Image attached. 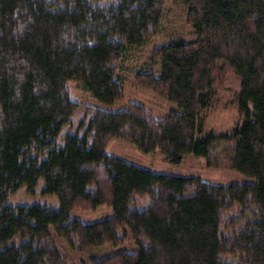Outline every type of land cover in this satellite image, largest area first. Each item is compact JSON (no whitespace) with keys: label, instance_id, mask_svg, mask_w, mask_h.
<instances>
[{"label":"trees","instance_id":"trees-1","mask_svg":"<svg viewBox=\"0 0 264 264\" xmlns=\"http://www.w3.org/2000/svg\"><path fill=\"white\" fill-rule=\"evenodd\" d=\"M165 1L0 0V264H68L55 236L77 252L115 249L90 264H264V0H175L198 39L156 47L160 74L136 79L180 111L158 118L135 101L106 110L71 94L77 80L100 103L121 102L122 63L156 35ZM222 63L241 77L244 120L204 132ZM113 139L175 164L190 154L210 166L224 159L252 181L157 173L109 154ZM41 179L58 208L6 203ZM102 205L115 215L72 217ZM126 228L139 250L123 248Z\"/></svg>","mask_w":264,"mask_h":264},{"label":"rangeland","instance_id":"rangeland-1","mask_svg":"<svg viewBox=\"0 0 264 264\" xmlns=\"http://www.w3.org/2000/svg\"><path fill=\"white\" fill-rule=\"evenodd\" d=\"M118 0H99L100 3L115 4ZM158 32L153 38L143 46L128 50L126 57L119 70L121 83L124 87V99L113 105L100 103L95 96L77 80L70 81L71 94L82 106L97 107L106 110L124 109L130 102H139L150 108L158 118L166 116L171 110L180 111L178 105L158 94L155 91L147 89L138 83L136 73L138 71L153 72L159 75L161 72L160 63H156L152 58L153 50L173 40L192 41L198 39L197 33L187 22V11L175 0H166L164 13ZM221 68L216 71L215 92L212 104L206 110L204 115V132L213 131L215 133L228 132L241 124L244 115L239 111L238 92L241 89V77L233 68L222 63ZM85 111L79 110L74 115L75 121L81 118ZM65 130L70 131V126ZM107 152L125 158L136 164L150 168L157 173H167L184 177H201L203 180L216 185H227L230 183H245L252 181L235 170L230 162L223 159L217 166H210L205 157L193 154L186 155L178 163H172L166 155L156 150L152 153H143L133 144L122 140L113 139ZM43 179L32 189L21 188L16 194H11L6 203L9 205H27L40 203L42 205L58 208L59 200L53 195H43ZM238 212L241 209L238 208ZM115 215L112 207L102 205L96 210L83 211L75 210L72 217L80 218L84 222H95ZM236 215V214H232ZM128 240L123 248L137 251L139 245L131 237V231L126 228ZM56 243L62 252L67 254L68 264H90L91 259L95 257H106L111 255L115 249L111 245L103 247H94L86 252H77L70 248L65 240L55 236Z\"/></svg>","mask_w":264,"mask_h":264}]
</instances>
